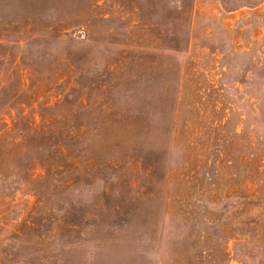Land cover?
<instances>
[{
    "label": "rangeland",
    "instance_id": "374dc122",
    "mask_svg": "<svg viewBox=\"0 0 264 264\" xmlns=\"http://www.w3.org/2000/svg\"><path fill=\"white\" fill-rule=\"evenodd\" d=\"M0 264H264V0H0Z\"/></svg>",
    "mask_w": 264,
    "mask_h": 264
}]
</instances>
